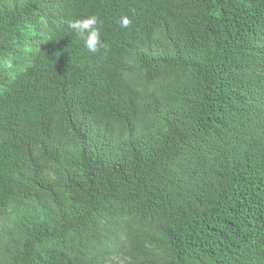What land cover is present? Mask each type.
<instances>
[{"label": "trees", "instance_id": "1", "mask_svg": "<svg viewBox=\"0 0 264 264\" xmlns=\"http://www.w3.org/2000/svg\"><path fill=\"white\" fill-rule=\"evenodd\" d=\"M0 59V264H264V0H0Z\"/></svg>", "mask_w": 264, "mask_h": 264}, {"label": "clouds", "instance_id": "2", "mask_svg": "<svg viewBox=\"0 0 264 264\" xmlns=\"http://www.w3.org/2000/svg\"><path fill=\"white\" fill-rule=\"evenodd\" d=\"M99 20L96 16H89L83 19H69L66 21L67 28L71 30L76 37L83 41L85 49L92 54L100 51L103 43L100 41L101 33ZM131 21L127 17L121 19V26L127 27ZM12 67L10 59H0V69H9Z\"/></svg>", "mask_w": 264, "mask_h": 264}]
</instances>
